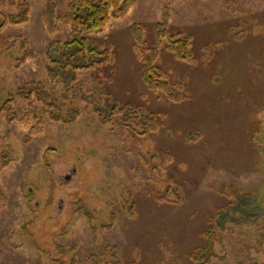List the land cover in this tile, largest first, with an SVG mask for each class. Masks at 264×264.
<instances>
[{
  "label": "rangeland",
  "instance_id": "1",
  "mask_svg": "<svg viewBox=\"0 0 264 264\" xmlns=\"http://www.w3.org/2000/svg\"><path fill=\"white\" fill-rule=\"evenodd\" d=\"M53 1L56 33L42 21L46 0H0L6 16H20L23 3L29 10L26 22L3 29L0 48V264H50L42 256L56 244H74L80 262L111 247L136 264H192L188 254L226 204L217 188L231 181L251 197L249 212L237 227L218 230L208 264H264V0H135L127 15L85 35L86 48L113 44V61L89 68L78 47L64 45L70 0ZM161 22L190 36L193 61L158 42L153 26ZM150 53L173 84L182 83L176 101L143 86ZM64 54L76 55L81 68ZM29 81L50 90L52 115L63 119L40 113L35 98L19 99ZM9 96L14 101L1 110ZM123 103L159 128L131 133L111 116ZM27 112L30 124L22 126ZM39 120L42 132L27 139ZM152 182L172 186L168 201Z\"/></svg>",
  "mask_w": 264,
  "mask_h": 264
},
{
  "label": "trees",
  "instance_id": "2",
  "mask_svg": "<svg viewBox=\"0 0 264 264\" xmlns=\"http://www.w3.org/2000/svg\"><path fill=\"white\" fill-rule=\"evenodd\" d=\"M20 5H23L26 8L20 16H6L0 10V48L2 49L6 46L4 36L2 35L3 29L9 24H19L27 21L29 13L28 6L26 3ZM134 5L135 0H70L62 18L64 22L70 26V41L64 45L67 47L72 45L78 47V56L79 53L82 54V59L89 63L85 66L86 68H89L96 63H111L114 59L112 42L106 41L105 47L102 51L92 46L86 48L85 35L91 32H100L111 19H118L127 15ZM56 20L57 16L55 14L54 1L46 0L45 9L42 14V21L48 33H56L59 30ZM153 27L158 42H160L161 39H165L168 42L167 47L172 50L175 58L189 62L194 60L190 52L191 39L189 35L172 34V32L168 29L166 22L157 23ZM142 30L141 26L134 27V32L137 35H140ZM54 44L55 43H51L49 46L52 47ZM156 47L157 46H153L151 50L155 52ZM64 55L65 57H68L66 63L70 64L74 70L81 68V66L75 65L72 61L76 55ZM151 55L152 56L143 62L141 66L140 78L143 86L149 92L158 95L160 92V94H162L159 95L160 97L163 96L169 101H176L180 98V94L176 88H182V83L174 82L173 84V81L170 79L168 73L154 62L155 54ZM88 56L96 59V61L88 60ZM51 63L57 64V61L53 62V60H51ZM58 67H60V64ZM56 71V69L49 68V76H51V78H56ZM17 96L21 101L29 104H31L32 99L35 98V100L39 101L43 106L40 113H49L51 119H63L59 118V116H56L55 118L52 115L54 103H52L51 92L39 81L22 83V85L18 88ZM13 101V97L9 96L8 99L3 102L1 110H8ZM111 111V116H118L121 125L128 128L133 134H147L154 132L159 128V122L157 119L153 118L144 120V117H141L140 111L137 107L129 103L114 105ZM129 121L142 128L143 132L137 133L133 127L128 124ZM19 123L22 126H28L30 124V114L28 112L24 113V115L19 119ZM41 132L42 124L39 120L35 124L31 125L27 139L30 136H34ZM156 153L157 152L154 154L156 155ZM169 156V153L166 152L165 156L162 157V161L165 164H168V162L171 161ZM152 185L154 186L152 187V192L158 193V197L160 199L164 198V200L168 201L166 198L167 196H171L170 191L172 190V186L170 184H165L164 182H152ZM217 191L226 199V204L215 209L214 215L211 218V225L207 226L202 233V244L194 247L188 254L192 264L210 263L217 257V254L214 251V245L218 240V230L220 233L222 231H230L231 227H237L240 222L246 221L247 219L246 216L247 212H249V207L246 200L249 195L243 193L237 186L236 182L231 181L229 183H223L217 188ZM220 214H222L220 218L216 219V215ZM44 252H47V257L44 255L42 257L50 264H136V262L126 261L119 251L113 254L111 247H99L95 252H91L84 262H80L75 255L74 244H68L66 247H59L56 244L54 249L51 248Z\"/></svg>",
  "mask_w": 264,
  "mask_h": 264
}]
</instances>
